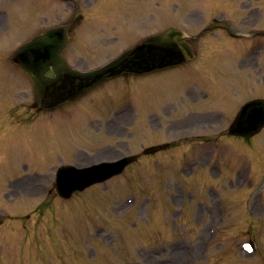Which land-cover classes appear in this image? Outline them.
Listing matches in <instances>:
<instances>
[{
    "label": "rangeland",
    "instance_id": "374dc122",
    "mask_svg": "<svg viewBox=\"0 0 264 264\" xmlns=\"http://www.w3.org/2000/svg\"><path fill=\"white\" fill-rule=\"evenodd\" d=\"M15 1L10 0L7 10L19 9L17 12L20 14L16 16L17 30L9 31L4 37H0V119L12 118L11 121L0 122V219L10 220L0 226V264H264V204L256 202V195L250 197L255 187L249 191L246 188L249 193L248 195L243 193L246 194L244 198L242 194L237 193L232 198V194L238 190L235 184L245 188L247 179L244 177V170L250 162L256 175V183L260 185L264 179V129L252 138L251 143L248 142L252 145L249 149L244 140L225 137L227 124L234 112L228 114L226 111L227 122L215 119L213 122L206 114V117L210 118L207 122L212 123L210 126L206 125L207 128L204 127L206 129H193L191 135L184 134L183 136L191 137L198 134L203 136L200 139L187 140L189 146H192L188 149V156L183 155V151H186L184 146L183 151L177 147L168 151L169 153L140 156L138 163L129 166L120 177L107 184L94 186L67 202L56 198L53 191L46 199H44L46 193L42 197H35L38 190L40 192L46 190V186L51 187L55 169L66 163V160L74 161L79 156L76 154L77 151H88L90 155L83 156L85 163L97 162L99 158L114 159L128 154V150L136 154L144 147L138 146L142 143L146 144L145 146L150 145L154 137L161 141L157 143H164L182 136L184 131H169L174 129L168 126V122L185 115L170 118L167 121V128L165 129V125L162 128L163 133L160 129L148 128L146 116L150 110L157 106L160 109L167 106L168 104L164 105L166 103L163 99L169 93H173L172 96L176 94L174 88H170L172 80L156 75L138 80L140 86L146 81L153 83L158 91L155 94L146 90L139 92L141 99L149 98L150 102L147 105L145 102L139 104L135 98L133 111L138 113L134 112L133 115L140 119L134 121V128L127 129V134L125 128L129 127L127 120H132L130 115V118L123 119L118 125L120 127L110 133L115 137H106L102 132L95 134V131L87 129L82 132L70 124L62 125L61 121H58V125L46 123L44 113L43 120H40L38 115L33 116L32 113L21 109L23 92L12 89V85L17 87L19 83L7 75L9 73L7 71H11L13 67L5 57L10 56L16 47L34 36L39 31L38 27L42 30L43 27L52 25L51 23L57 24L62 19L65 21L68 14L63 4H59L55 10L39 12L37 15L36 2ZM237 2L227 9L226 16L232 17L234 12H237L238 16L241 15L242 19L253 15L242 9L240 0ZM259 2L263 8L264 1ZM169 3L171 9L176 8L175 6L183 9L175 0ZM138 4L142 5L140 1ZM145 4L152 5L153 8L147 9L146 15L141 13L132 21L134 27L141 30H149L160 24L159 20L166 18L169 10L168 7L164 8V11L158 9L156 4H163L157 0H150ZM39 5L42 10H46L44 3ZM202 7L204 10L202 14L193 11L192 8L184 11L185 16L191 12L189 17H193L195 21L189 23L194 27L188 28L190 34H196L204 28L217 10V7H214V0L207 2L206 6L203 4ZM102 15L103 13L97 15L98 19ZM153 15L157 19H154ZM42 16L48 18V21L43 20L37 27V19ZM183 17L184 14L181 15V18ZM92 22L90 25L93 29H98L97 25L103 26L102 22L94 24ZM178 23H181L180 18ZM233 25H236L234 26L236 29L241 26L238 21H233ZM107 35L101 39L106 45L99 48L101 51L95 57L94 63L89 62L93 59L86 55L87 50L86 52L83 49L77 50L75 45L72 46L71 54L66 53L68 62L71 64L76 62L80 68L91 69L105 62L108 55L119 54L124 47L113 42L109 38V33ZM88 37L102 38L94 32ZM202 52L201 50L198 55L201 59L206 56L204 53L201 55ZM250 64L255 66L254 63ZM203 65L200 62L199 66ZM255 68L258 71L261 69L260 66ZM178 72L177 69L172 74ZM209 75H212L211 71L204 75L207 87L213 82ZM176 86L179 87L178 84ZM24 89L28 93L32 92L27 82ZM235 89L236 96L237 93L239 95L234 98L235 100L241 102L248 97L241 85ZM261 90L264 95V89ZM108 91L109 89L106 95ZM114 94L115 97L106 96V101L104 99L101 101L98 97L100 102L105 103L103 108L105 113H110L121 100L119 95ZM172 98L178 100V96ZM27 102L29 103L30 99L25 101ZM178 102L179 100L169 106L174 107L180 103ZM232 102L234 101L229 97H224V100L219 99L216 104L224 107L225 104ZM233 106L230 105L231 110ZM79 108L82 106L79 105L77 109ZM95 109L100 110L99 107ZM213 109L214 105L207 103L203 114ZM215 111L217 109H214V117ZM161 114L167 115L164 110H161ZM60 116L61 114L56 112L53 119H59ZM199 116L187 117L181 121L183 123L177 122L176 127H182L188 122L196 123ZM164 134L167 136L166 139ZM80 137L82 143L79 141ZM76 138L80 144L75 142ZM124 140L129 142L138 140V146L131 143L125 145ZM100 148L106 149L102 156H98L99 151L95 152ZM206 149L209 150L211 158H201V153ZM244 152L248 153L247 158L244 157ZM233 158L241 161L238 166H234V170L238 168L244 170L239 173L232 170L233 172L226 178L225 172L233 169L231 167ZM191 162L194 163L193 169L190 166ZM217 169L221 171L220 178L223 180L214 179ZM190 174L192 177L188 176ZM22 175L42 176L40 181L44 186L38 187V181L33 179L34 185L26 187L22 199H13L8 183ZM210 187L213 189L218 187L220 191L216 193L210 190ZM241 192H245L244 189ZM42 199L45 202H42ZM243 199L244 201L247 199L248 207ZM22 215L27 216V220L26 228L20 232L18 222L13 219ZM252 220L257 224L252 223ZM246 229H249L251 236L253 234L255 236L257 253L254 257H248V254L246 257L239 252L238 247H235L241 239L251 238L250 235L247 236Z\"/></svg>",
    "mask_w": 264,
    "mask_h": 264
},
{
    "label": "water",
    "instance_id": "95a60500",
    "mask_svg": "<svg viewBox=\"0 0 264 264\" xmlns=\"http://www.w3.org/2000/svg\"><path fill=\"white\" fill-rule=\"evenodd\" d=\"M65 41V32L60 29H54L36 37L30 43L21 47L13 56L17 65L31 77L38 102L48 105L49 109H53L65 101L78 99L88 89L122 72H146L176 64L173 61L169 62V64H167L166 60L160 61L164 56H154V54L153 60L157 61V63H151L150 65L141 64L138 58L147 60L148 57L144 54V50L147 49L140 50L136 48L97 71L84 74L75 73L69 70L61 59V51ZM167 45L163 38L159 43H155L152 46L165 51ZM48 70L54 73L53 78L45 76ZM263 125L264 102H251L237 116L231 128V133L249 137ZM113 165L100 166L104 171H98L100 169L99 166L92 167L87 172L80 174L78 181L68 183V178L60 185V195L66 196L74 189H81L93 182L102 181L117 174L123 168L124 163ZM71 178L73 179L72 176Z\"/></svg>",
    "mask_w": 264,
    "mask_h": 264
},
{
    "label": "flooded vegetation",
    "instance_id": "af4514ba",
    "mask_svg": "<svg viewBox=\"0 0 264 264\" xmlns=\"http://www.w3.org/2000/svg\"><path fill=\"white\" fill-rule=\"evenodd\" d=\"M253 15L252 16H249V17H247V18H245V22L247 23V24H250V23H255L256 22V20H257V18L259 17V14H257L256 12H253L252 13ZM190 20L192 21V22H195L194 20H193V17H190ZM196 20V19H195ZM208 29H212V30H216V31H218L217 29H221V31H224V32H226V30H228L227 29V23L225 22V20H223L222 19V17H221V19H213L212 20V23L211 24H209L208 26ZM214 28V29H213ZM214 38H215V36H214ZM197 39H199V37L197 38ZM192 42V41H191ZM193 43V42H192ZM246 62L248 61V60H245ZM21 184L19 183V184H16L15 186H14V188L16 189V190H21Z\"/></svg>",
    "mask_w": 264,
    "mask_h": 264
}]
</instances>
